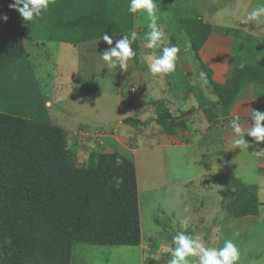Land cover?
<instances>
[{"label": "trees", "instance_id": "trees-1", "mask_svg": "<svg viewBox=\"0 0 264 264\" xmlns=\"http://www.w3.org/2000/svg\"><path fill=\"white\" fill-rule=\"evenodd\" d=\"M127 1L123 8L121 3ZM11 2L0 0V15L9 17L7 22L0 19V264H72L76 244L140 246L134 162L119 151L105 153L100 149L84 163L77 160L75 149L69 147L66 130L52 124L47 116L35 71L38 51L33 54L25 45L27 40L38 39L42 31L47 33L46 39L72 44L102 39L105 33L130 35V0H49L48 9L37 22L24 21L18 12L9 9ZM63 15L70 18L62 20ZM180 17L187 47L190 45L205 69L207 91L201 85L194 96L207 118H214L212 111L229 113L249 85L255 87L259 100L264 99L262 46L251 47L247 34L241 36L243 32L231 31L233 37H228L230 42L227 40L231 44L230 73L226 80L217 81L214 68L206 66L200 56L213 34V26L202 19ZM47 19L53 22L55 33L43 29ZM63 29L70 33L68 37L57 34ZM145 31L148 29L142 27V39L132 43L135 52L139 43H145ZM38 44L37 40L35 45ZM171 44L179 48L180 54L186 48L185 44L178 45L177 40H171ZM175 91L179 92V99H165L160 103L164 110L158 109L157 119H151L167 134L183 130L187 124L185 117L197 110L188 105L190 86L186 92L181 88ZM170 106H174V113ZM28 107L33 112L31 117L39 115L25 118L20 110ZM133 122L140 121L125 120L126 124ZM117 158L123 161L119 166ZM114 177L123 178L119 190L113 186ZM224 187L221 194L232 217L259 214L261 204L254 192L256 187L245 186L235 178L226 180Z\"/></svg>", "mask_w": 264, "mask_h": 264}, {"label": "rangeland", "instance_id": "rangeland-1", "mask_svg": "<svg viewBox=\"0 0 264 264\" xmlns=\"http://www.w3.org/2000/svg\"><path fill=\"white\" fill-rule=\"evenodd\" d=\"M128 2L121 3V6L124 8L128 5ZM156 3L157 23L164 33L163 44L154 49L156 55H159L157 54L158 49L173 46L171 40H177L178 45L185 44L187 47L186 42H188V39L180 23L181 15L194 19L200 18L199 20L202 19L205 23H211L213 26V34L210 38L212 44L208 48L209 52L207 54H212L213 51L221 49L228 51L231 44L223 41V39L226 40L229 39L228 37H233L231 31L234 30L243 32L240 34L241 36L247 34V41L251 44V47L254 45L263 47L264 45V23H242L246 19L247 13L253 8L264 6V0H156ZM67 18L70 17L63 15L62 20L66 21ZM132 21L133 28L131 31L137 33L136 41L139 42L142 39L139 36L142 27L148 29L149 20L146 13L141 11L133 14ZM60 23L62 25L63 21L60 20ZM43 24V29L46 28L48 31L55 33L53 31L55 30L53 29V22L47 19ZM147 32L145 31V34ZM57 34L59 37H68L70 35L65 29L63 31L60 30ZM121 36L123 35L111 36L114 37L112 46L115 45V41ZM40 37L38 39L33 38L34 40L32 41H25V45L32 50L37 48L36 46L45 45L46 43V49H48L43 50L45 56L49 58V60L44 59L45 62H43V64H46V69L44 70L46 72L41 73L43 79H37L40 82V86L43 87L41 89L39 86L41 94L46 95L44 86L47 82L49 84L47 91H54L53 102H55L54 106H56V103L57 106L52 109L51 104L53 102L51 100L48 101V107H51L47 109L49 110L48 118L54 125H65L67 129L69 128L70 131H66L68 144L69 147L75 149L77 160L80 163L86 162L97 149L102 152H110L108 141L111 139L115 140L119 136L116 128H112L115 126L113 120L117 116L114 105L117 96L105 93L101 96L97 95L95 98H90L86 91L84 94H80V85L83 82L78 81L80 76L76 67L79 63L77 61L76 64V60L71 56V48L66 42H59L58 39H56L57 41L54 40L55 43L49 45L48 41L50 40L45 38L47 33L44 34L43 31ZM241 38L243 37L239 39ZM37 40L39 44L35 45ZM100 40L102 39H93L92 42L80 43L79 50L83 52V58L91 65L90 71H92L93 66L95 68V65L101 64V57H98L99 59L95 57L97 52L101 49L103 53L110 47L106 42H101ZM230 40L228 41L230 42ZM143 48L144 50L142 51L139 44V50L142 52H139L137 48V60L133 57L128 63L133 71L138 69V73L143 76L144 81L133 83V81L127 82L125 80L126 92L122 93V100L126 101L129 99L127 93L131 94V89L136 90L138 96L134 94L133 100L129 101L133 103V101L140 99L142 102L140 109L142 111L139 109L136 112L135 108L126 107V112L123 111L122 116H132L133 119L141 121V123L133 122L131 124L135 129V132H132V136L134 140L136 138L139 142V159L137 161L138 179L141 189L139 210L143 234L145 237H149L146 240L151 238L155 242L153 244L151 241L152 245H147L152 248L154 253H142L139 247L134 246L76 244L73 247L72 264H168V260L171 258V249L175 247L173 237L178 231L200 236L206 247L220 248L223 246L225 239H232L240 251L238 264H264V158H257L252 155L258 149H264V144L257 145L252 137H246L250 145L249 149L242 151L241 149L233 148L231 141L234 133L229 126V120L233 118L232 112L227 114L230 116L223 118L217 114V111H212L213 114H217L216 122L211 123L210 130L199 139L200 131L207 126L204 114L201 115L200 119L195 117V113L185 117L188 124L183 130L187 128L190 133L193 127L196 131L192 132H198L191 139L195 142H193L194 144H191V142L187 143V141L185 142L182 139L179 142H185L187 148L176 149L168 147L164 150L155 148L157 143L163 141L160 133L167 134L165 128L158 126L155 120L151 121L152 118L157 119V114L160 110H164L160 103L165 99L169 101V97L176 92V88H181L182 92H186L187 87L190 86L192 92L189 94L188 105H194L197 109L196 111L202 112L194 94L198 93L201 85L207 91L205 76L201 77V73H204V75L206 73L201 60L196 58L195 54L189 49L190 45H188L187 51L184 54L182 52L181 56L179 55L175 71L169 74H157L153 78L149 75V70H145V65L148 68L147 57L152 55V53L147 54L150 49L145 47V43ZM213 55L212 59L215 60L217 57L215 54ZM201 59L206 66L210 67L211 60L208 59L206 62L205 58ZM81 62L83 67H86L83 61ZM104 63L106 64V62ZM185 63L192 65V73L188 74L189 78L186 77L187 79L182 77L181 84L176 85V82H179L181 70L186 65ZM105 67L100 68L99 71L101 73L107 72ZM110 69L112 70V75L111 77L107 76V80H102L101 74V86L103 87V84L106 83L108 86L111 85L109 88L115 90L120 83L121 68L117 66ZM185 69L184 72L186 71ZM86 71L80 77L83 80L89 74V69H86ZM213 71L214 75H216L214 79L224 81L225 68L219 69L216 67ZM46 73H48V77ZM115 76L116 78L118 76L117 80L114 78ZM184 79L186 80L184 81ZM165 85L168 87L169 97L161 95V90ZM85 90L92 89L85 87ZM70 96L73 98L68 100ZM260 105V103H257L255 110H260ZM14 106L16 108L13 103ZM170 107L172 113H174V106ZM29 108L20 110L25 118H35L39 115L31 117L33 112ZM158 109L159 111L157 112ZM33 111L35 112V110ZM70 111L74 115L75 113H81L85 120L78 119L80 122L75 123L71 120L73 116L68 115ZM66 115L68 118H65ZM60 116H65L63 123L59 122L58 118ZM107 118L113 122L105 123ZM144 120L151 122L146 121L147 124H143L142 121ZM94 122L96 123L92 124ZM240 122L246 133L247 129L251 127V118L240 117ZM77 124L82 125L81 127H88V129L78 130L74 128ZM99 125H101L99 128H89ZM91 129L95 133L105 136L102 138L103 143L98 144L100 140L92 146L90 144L80 146L76 143L75 147H73L72 139L73 137L75 139V133L90 132ZM125 130H127V127L123 126L120 132ZM143 134H147L150 137L145 138ZM158 135L160 136L158 137ZM91 140L92 138L89 141ZM76 142H78V139H76ZM146 146L149 148H145ZM158 146L160 145L157 144ZM120 150L123 151L122 149ZM131 158L133 157L130 156ZM230 178L239 180L245 186L256 187L254 192L261 204L258 215L235 218L228 213L221 191L225 190L226 180ZM160 180L162 182H159ZM185 220L187 221L186 226L181 224V221ZM189 259L194 261L196 258Z\"/></svg>", "mask_w": 264, "mask_h": 264}, {"label": "clouds", "instance_id": "clouds-1", "mask_svg": "<svg viewBox=\"0 0 264 264\" xmlns=\"http://www.w3.org/2000/svg\"><path fill=\"white\" fill-rule=\"evenodd\" d=\"M48 6L49 0H12L8 5L9 9L18 12L26 22L39 21ZM128 11L132 14L141 11L146 13L149 20L147 25L149 31L145 34V47L148 49L160 47L163 44L164 33L157 23L156 0H130ZM0 19L7 22L9 17L7 14H3L0 15ZM249 22L264 23V6L255 7L247 13V17L242 23L247 24ZM136 39L137 33L132 31L130 35L121 36L115 41V45L112 46V37L105 33L102 40L110 47L99 55L109 68L119 66L121 69H125L128 61L136 55L132 47V43ZM179 51L176 46L163 47L161 54L156 55L153 53L148 56L149 72L155 76L175 71ZM201 77H204V73H201ZM251 120V127L247 129L246 133L239 116H234L229 120V126L234 133L231 141L233 148L241 149L242 151L249 149L250 145L246 137H252L257 145L264 144V112L252 109ZM252 155L257 158H264V149H258ZM122 163L121 159H116L117 166ZM123 182L122 177L113 178V186L117 190H119ZM181 224L186 226L187 221H181ZM173 244L175 247L171 249V258L168 260V264H238L240 260V251L232 239H225L223 246L220 248L206 247L200 236L178 231L173 237ZM189 258L196 259L193 261Z\"/></svg>", "mask_w": 264, "mask_h": 264}, {"label": "crops", "instance_id": "crops-1", "mask_svg": "<svg viewBox=\"0 0 264 264\" xmlns=\"http://www.w3.org/2000/svg\"><path fill=\"white\" fill-rule=\"evenodd\" d=\"M211 37H212V35H211ZM210 38L207 41V43L205 44V46L203 47V49L200 51V56L202 58H205L206 62L208 61V59L211 60L212 63L211 64L209 63V64L213 68H216V67H218L219 69L220 68H225L226 71H224L223 78H224V80H226V78L228 77V75L230 73V69H231V57H232L231 51H230V49L228 51H224V50L221 49V50H218V51H215V52L213 51L214 53L212 52V54H207L209 52L208 48L212 44V40ZM112 39H114V37H112ZM227 40L228 39H226V40L223 39V41H227ZM92 41L93 40L86 41V42H83V43H88V42H92ZM100 41L103 42V40H100ZM59 42H57V43H59ZM52 43H55V41L54 40L48 41L49 45L52 44ZM66 43L71 48V53L70 54L76 60V64H77V61L79 63V64H77V67H76L79 76L80 77L83 76V74L85 72H87L86 69H89V74H88L87 77L85 76L84 80L82 78H80V77L78 78V81L83 82L80 85V87H81V89L79 90L80 94H84L85 91H86L90 98H95V96H97V95L101 96V95H103L105 93L109 94V95L117 96V100H116V102L114 104L115 108H116L117 116H116L115 120H113L114 123H115V126L112 127V128H116V130L119 132V136L115 140L111 139V140L108 141V144H109V147H110V152H105V153H113V152L119 151V152L123 153L124 155H126L128 158H130V156L133 157V158H131V160L133 162H135L134 164H135L136 170H137L136 172H137L138 194H139V205H140L141 189H140V184H139V179H138V168H137V161L139 159L138 158V156H139L138 155L139 154L138 153V151H139V142L136 140V138L134 140V137L132 136V132H135L134 127L131 126V124H126L125 123V120L126 119H132V116L131 117H129V116L123 117L122 113H123V111H125L126 107L135 108V111L137 112L142 107V102L140 101V99L139 100L137 99L138 101H133V103H132V101H129V100H133L132 97H133L134 94L137 95V92L134 89H131V94L127 93L129 99H127L126 101L122 100L123 99L122 98V93L124 91L126 92V90H125L126 89L125 80L127 82L128 81H133V83L134 82L138 83V81L139 82L140 81L143 82L144 81L143 76L140 73H138V69L133 71L132 67L128 63L127 67L125 69H121V75L119 77V80H120L119 82L120 83H119L118 87L115 90L113 88H109L111 85L108 86L106 83H104L103 87H102L101 86V74H102V80H104V79L107 80V76L111 77V75H112L111 74L112 70L106 65L107 63L105 64L104 61L101 60V64H98V66L95 65V68L93 66L92 67V71H90L91 70V65H89V62L83 58V52L79 50L81 42H78L79 44H76V43L71 44V43H68V42H66ZM143 45L144 44H140V49L142 51L144 50ZM36 47L37 48H34L32 50L30 49V51L33 52V54L37 53V51H38V53H37L38 59L36 61L37 65H38V67H37L38 70H35V71H36V78L41 80V79H43L42 76H41V73H45L46 72V71H44L46 69V64H43V62H45L44 59H48L49 60V58L46 57L45 54L43 53V50H48V49H46V43H45V45L43 44V45H41L39 47L38 46H36ZM100 47H101V45H100ZM57 49H59V48H57ZM57 49H56V53H57ZM187 49H188V47L183 49V51H182L183 54L187 51ZM102 51L103 50L100 49L99 52H97V55L95 57H97V58L100 57L99 54H101ZM161 52H162V49H158L157 54H161ZM263 52H264V45H263ZM149 53L153 54V53H156V51H154V49H150V51H147V54H149ZM213 54H215V56L217 57L215 60L212 59V56L214 57ZM179 55L181 56L180 53H178V57H179ZM263 56H264V54H263ZM178 57H177V59H178ZM81 61H83V63L85 64L86 67H83ZM90 63H92V62H90ZM185 64H186V65H184L185 67H183L182 70H181V76L179 77V82L177 83L175 81L176 85H180L181 84L182 77L186 78L189 73H192V67H191L192 65H190L189 63H185ZM54 67H52V68H54ZM102 67H105L107 72L104 71V69H103L104 72L101 73V71H99V69L100 68L102 69ZM145 67H146L145 70H148L146 65H145ZM184 68H186L185 72H184ZM46 74H47V77H48V73H46ZM149 75H151L154 78V76L151 73H149ZM114 78L117 80L118 76H117V78H116V76ZM50 84L52 85V83H50ZM159 85H161V84L159 83ZM48 86H49V84L47 82L45 84V86H44V90L46 91V95H43V97H44V99L46 101L47 109L51 108V107H48V104H49L48 101L51 100L53 102V98H54V91L53 92H52V90L51 91H47ZM40 87H41V89H43L42 86H40ZM85 87L91 88L92 90H85ZM254 89H255V87L253 85H249V86H247L246 90L240 95L237 103L235 104L233 109L230 111V113L232 112L231 115L233 114L232 115L233 117L235 115H237V116H240V117H249V118H251V110L255 109V105L257 103L261 104L259 111L264 112V106H263L264 105V99L263 100H259V98H261V97H259V96L257 97V94L255 93ZM167 91H168V87L165 85V87H163V89L161 90V95L165 96V94L168 93ZM178 93L179 92L176 91L170 97L167 94V97H169L170 99H174V100H175V98L179 99L178 97H180V95ZM260 95H261V93H260ZM139 96L141 97L140 94H139ZM72 98L73 97L70 96V98H68V100H70ZM51 105H52V109H53L54 107L57 106V103H56V106H54L55 102H53ZM48 111L49 110H47V114H48ZM140 111H142V109H140ZM132 112H133V110H132ZM217 114H214V118L211 119V118H207L205 115H203V113L201 111H196L195 112V117H198V119H200L201 115H203L205 117V120L207 121V126L205 127V129L200 131V135H199L198 139L202 138L203 136H205V134H207V132L210 130L209 128L212 126L211 123H215L216 122V115ZM227 114H228L227 112L223 111L219 115H221L223 118H227V116H230V115H227ZM68 115L73 116V118H71V120L74 121L75 123L80 122L79 120H82V121L85 120V117H83V115L81 113H75V115H74V113L70 111ZM64 117L60 116L58 118L60 121L58 119L57 120L60 123H63V118ZM65 118H68L67 115H66ZM74 118H76V119H74ZM109 121L113 122L112 120L107 118L105 123H107ZM146 121L147 120H144L142 122L144 123ZM95 123L96 122H94L92 124H95ZM203 123H205V122L203 121ZM81 126L82 125L77 124V126L74 127V128H77L78 130L79 129L80 130L88 129V127H85V126L81 127ZM100 126L101 125H99L97 127H92L91 126L89 128L94 129V128H99ZM123 126L127 127V130H125L127 133L125 131L124 132H120V129H122ZM60 127L65 129L66 131H70L69 128L67 129V126H65V125H60ZM92 129H91V131H92ZM130 129H132V130H130ZM186 129L185 130H178L176 134H166V135H164L165 133L164 134L160 133L161 138H162L163 141H160V143H157L160 146L157 147V144H156L155 148H158V149H161V150H164L165 148H168V147H174L176 149L177 148H182L183 149V148H187V145L185 144L186 141H187V143L191 142V144H194L195 142L192 141L191 139L198 132H192V131H196L195 129H193V127L191 128V132L190 133H189L188 129L187 130ZM112 131L113 132H117L115 130H112ZM160 135H158V137ZM143 137L148 138L150 136L147 135V134H145V135L143 134ZM182 139H183V141H185L184 143L183 142H181V143L179 142V140H182ZM72 143L74 145L73 147H75V139H74V137L72 139ZM147 147L148 146H146L145 148H147ZM120 149H122L123 151H121ZM159 182H162V180H160ZM139 212H140V210H139ZM140 221H141V217H140ZM141 235H142L141 245L138 246L140 248L141 252L142 253L147 252L149 254L154 253L152 248H149L147 245H152V243L154 244L155 242H154V240L152 241L151 238L146 240V238H149V237H145L144 236L142 224H141ZM151 241H152V243H151Z\"/></svg>", "mask_w": 264, "mask_h": 264}, {"label": "built area", "instance_id": "built-area-1", "mask_svg": "<svg viewBox=\"0 0 264 264\" xmlns=\"http://www.w3.org/2000/svg\"><path fill=\"white\" fill-rule=\"evenodd\" d=\"M105 136L102 134V135H100V133H95V132H93V131H86V132H80V133H75V139H78V142H76L77 144H79L80 146H83V145H89L90 144V146H92L94 143H96V142H99V140H100V142L98 143V144H100V143H103L102 142V138H104ZM90 138H92V140L91 141H89L90 140Z\"/></svg>", "mask_w": 264, "mask_h": 264}]
</instances>
